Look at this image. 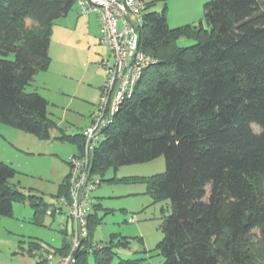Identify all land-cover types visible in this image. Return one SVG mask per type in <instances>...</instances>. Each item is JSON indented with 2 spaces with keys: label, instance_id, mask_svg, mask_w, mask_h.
<instances>
[{
  "label": "trees",
  "instance_id": "obj_1",
  "mask_svg": "<svg viewBox=\"0 0 264 264\" xmlns=\"http://www.w3.org/2000/svg\"><path fill=\"white\" fill-rule=\"evenodd\" d=\"M76 1L0 0L1 124L50 138L47 101L26 88L48 69L52 24ZM203 13L198 26L173 29L166 6L145 13L139 45L155 63L88 152L90 175L163 156L165 171L143 179L153 200L169 202L156 246L162 264H264V0H210ZM182 37L195 43L179 47ZM58 134L75 146L70 158H84L83 132ZM69 164L56 205H47L11 186L16 172L0 163V216L11 217L18 201L31 207L35 223L53 217L58 200L69 201ZM99 207L76 264H87ZM35 245L29 255L47 264L48 249ZM68 248L67 239L55 251ZM92 255L108 264L114 253L103 246Z\"/></svg>",
  "mask_w": 264,
  "mask_h": 264
},
{
  "label": "rangeland",
  "instance_id": "obj_2",
  "mask_svg": "<svg viewBox=\"0 0 264 264\" xmlns=\"http://www.w3.org/2000/svg\"><path fill=\"white\" fill-rule=\"evenodd\" d=\"M143 1L149 4L145 12H161L166 6L167 24L173 29L204 22L203 5L210 0ZM98 27V16L82 14L77 1L52 24L49 67L26 88L47 101V116L55 125L48 140L0 123V163L16 172L9 184L27 196L42 198L47 205H56L55 196L68 172L66 162L75 153L74 145L57 140L58 133L78 135L90 126L106 82L103 65L111 59L107 46L98 41ZM194 43L182 37L177 44L188 47ZM165 168L161 156L146 163L109 167L102 176H94L98 183L91 196L100 206L96 210L100 223L93 232L87 264H95L92 251L103 246L114 253L108 264L129 260L162 264L156 246L162 239L161 209L169 213V202L153 200L143 179ZM26 203L14 201L12 216H0V264H35L38 257L29 255L30 242L55 251L71 233V220L64 209L35 223Z\"/></svg>",
  "mask_w": 264,
  "mask_h": 264
},
{
  "label": "built area",
  "instance_id": "obj_3",
  "mask_svg": "<svg viewBox=\"0 0 264 264\" xmlns=\"http://www.w3.org/2000/svg\"><path fill=\"white\" fill-rule=\"evenodd\" d=\"M77 6L82 14L94 12L98 16V41L107 46L111 62L103 65L106 82L91 124L83 131L84 158L69 159V201L59 199L55 207L54 215L64 209L71 220L69 248L66 252L48 250L44 255L47 264H76L88 237V222L95 204L91 193L97 181L90 175L88 152L102 137L101 130L111 124L121 104L132 96L144 71L155 63L139 45L146 13L143 0H77Z\"/></svg>",
  "mask_w": 264,
  "mask_h": 264
},
{
  "label": "clouds",
  "instance_id": "obj_4",
  "mask_svg": "<svg viewBox=\"0 0 264 264\" xmlns=\"http://www.w3.org/2000/svg\"><path fill=\"white\" fill-rule=\"evenodd\" d=\"M100 248V247H99ZM49 250V249H48Z\"/></svg>",
  "mask_w": 264,
  "mask_h": 264
},
{
  "label": "crops",
  "instance_id": "obj_5",
  "mask_svg": "<svg viewBox=\"0 0 264 264\" xmlns=\"http://www.w3.org/2000/svg\"><path fill=\"white\" fill-rule=\"evenodd\" d=\"M98 29H99V27H98Z\"/></svg>",
  "mask_w": 264,
  "mask_h": 264
}]
</instances>
